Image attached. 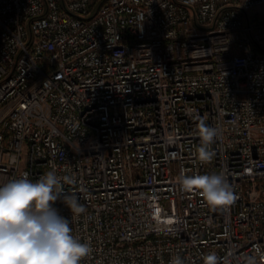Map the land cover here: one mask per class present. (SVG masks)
<instances>
[{
  "label": "built area",
  "instance_id": "1",
  "mask_svg": "<svg viewBox=\"0 0 264 264\" xmlns=\"http://www.w3.org/2000/svg\"><path fill=\"white\" fill-rule=\"evenodd\" d=\"M50 170L86 209L54 205L81 264H244L264 246V0H0V185ZM221 171L227 208L178 182Z\"/></svg>",
  "mask_w": 264,
  "mask_h": 264
},
{
  "label": "clouds",
  "instance_id": "2",
  "mask_svg": "<svg viewBox=\"0 0 264 264\" xmlns=\"http://www.w3.org/2000/svg\"><path fill=\"white\" fill-rule=\"evenodd\" d=\"M203 49L193 53H202ZM200 161H211V145L220 136V130L206 124L201 118L197 125ZM25 172L0 185V264H81L93 248L72 234L70 220L60 215L54 207L57 201L64 204L73 215L86 211L76 191H68L65 184L75 185L72 176H58L50 170L32 181ZM178 182L186 193L199 192L212 208H227L237 199L228 175L221 171L212 174L186 175L181 172ZM238 260L233 251L225 259ZM264 259V246L257 243L254 252L244 258V264H258ZM203 264H222L215 252L202 256ZM170 264H185L180 256Z\"/></svg>",
  "mask_w": 264,
  "mask_h": 264
},
{
  "label": "rangeland",
  "instance_id": "3",
  "mask_svg": "<svg viewBox=\"0 0 264 264\" xmlns=\"http://www.w3.org/2000/svg\"><path fill=\"white\" fill-rule=\"evenodd\" d=\"M24 159H25V157H24Z\"/></svg>",
  "mask_w": 264,
  "mask_h": 264
}]
</instances>
